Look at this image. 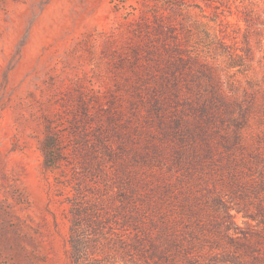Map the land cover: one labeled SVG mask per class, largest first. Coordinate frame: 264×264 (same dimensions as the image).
<instances>
[{
	"label": "rangeland",
	"instance_id": "1",
	"mask_svg": "<svg viewBox=\"0 0 264 264\" xmlns=\"http://www.w3.org/2000/svg\"><path fill=\"white\" fill-rule=\"evenodd\" d=\"M171 1L0 0V264H75V230L79 238L89 235L88 251L93 240L101 241L92 264H124L120 204L121 194L132 192L129 184L137 207L163 199L173 211L188 210L199 201L211 221L232 223L235 239L259 229L238 211L255 209L251 187L264 172L255 179L239 168L236 179H228L229 169L200 170L192 161L183 169L173 136L160 130L159 120L171 130L177 108L157 82L166 61L152 60L139 23L167 13ZM232 11L231 34L237 24L246 28ZM244 31L235 34L239 42ZM191 37L188 53L209 57V44ZM263 64L258 47L249 77L221 70L224 80L236 76L246 86L260 83ZM187 115L194 125V115ZM53 141L59 162L48 168L45 152ZM97 208L102 237L85 231L78 216Z\"/></svg>",
	"mask_w": 264,
	"mask_h": 264
},
{
	"label": "trees",
	"instance_id": "2",
	"mask_svg": "<svg viewBox=\"0 0 264 264\" xmlns=\"http://www.w3.org/2000/svg\"><path fill=\"white\" fill-rule=\"evenodd\" d=\"M233 6L238 22L245 23L246 28L237 24L238 31L232 30L231 34L233 24L227 13L233 14ZM169 8L167 13L160 11L152 21L144 17L139 29L152 60L166 61V71L157 82L161 83V94L174 99L176 121L171 122L170 131L166 120L158 123L167 137L173 136L176 163L183 169L191 161L200 170L207 165L223 168L226 173L229 169L228 179H236L237 170L242 168L256 179V174L264 172V64L260 83L246 86L236 76L224 80L221 67L224 65L223 72L228 75L240 73L249 77L253 71L256 49L264 48V0H172ZM199 11L202 17L198 16ZM242 29L244 39L239 42L235 34ZM190 36L209 44V57L188 53ZM159 100H154L155 110H161ZM187 111L196 120L192 126L187 123ZM56 147L58 144L53 141L45 152L48 168L59 162L52 154ZM131 180L129 177L128 182ZM250 182L248 179L244 183ZM263 186L264 180H260L251 187L257 199L255 209L244 206L238 211L249 222L256 221L259 229L235 239L231 234L235 230L232 223L225 218L211 221L207 217L206 203L194 201L193 208L185 210L180 205L173 211L171 202L160 199L155 203L144 201L143 207H137L136 203L133 205V184H129L132 192H123L120 204L125 228L118 252L121 250L124 264H264ZM78 216L84 217L85 231H89L87 227L91 234L103 236L95 228L103 218L99 208ZM80 235L78 230L72 233L73 262L92 264L99 258L102 243L93 240L94 252H90L84 247L89 235L79 238ZM228 246H234L237 252L229 254Z\"/></svg>",
	"mask_w": 264,
	"mask_h": 264
}]
</instances>
